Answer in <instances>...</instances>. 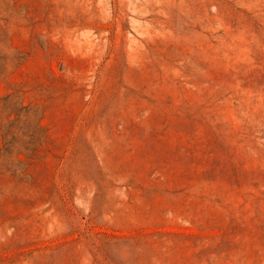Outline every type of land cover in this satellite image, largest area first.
<instances>
[{
  "label": "rangeland",
  "instance_id": "rangeland-1",
  "mask_svg": "<svg viewBox=\"0 0 264 264\" xmlns=\"http://www.w3.org/2000/svg\"><path fill=\"white\" fill-rule=\"evenodd\" d=\"M0 264H264V0H0Z\"/></svg>",
  "mask_w": 264,
  "mask_h": 264
}]
</instances>
